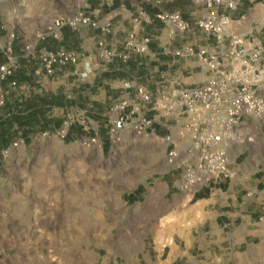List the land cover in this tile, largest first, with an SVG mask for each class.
Returning a JSON list of instances; mask_svg holds the SVG:
<instances>
[{
    "label": "rangeland",
    "instance_id": "1",
    "mask_svg": "<svg viewBox=\"0 0 264 264\" xmlns=\"http://www.w3.org/2000/svg\"><path fill=\"white\" fill-rule=\"evenodd\" d=\"M80 2L0 0V62L6 59L8 45L20 65L28 59L25 44L37 48L58 44V48L72 49L79 55L77 64L47 75L52 83L42 84L36 78L34 81H39L34 86L39 92L35 98H10V92L3 108L0 264H264V221H244L241 231L234 230L232 226L240 220L232 223L228 207L219 199L197 201L209 197L213 189L192 198L182 193L177 185L183 168L167 162L173 144L131 132L120 133L118 141L110 136L111 109L118 100L133 98L135 109L143 110L133 97L135 90L128 93L125 85L133 80L130 74L137 84L154 93V69L163 73L157 79L159 85L176 78L183 84L204 79L198 58L177 59L164 53L163 45L166 49L180 47L189 36L168 43L155 22L153 30H139V36L144 32L153 36V55H145L146 68L133 72L124 67L129 60L108 56L124 49L132 29L117 25L113 40L111 20L99 16L111 4L83 0L84 13L99 25L109 23V31L82 24L65 26L59 38L37 37L55 17L72 16ZM139 55L132 54L131 59ZM23 71L17 67L15 79L32 85ZM124 89L128 92H108ZM71 105L86 111L89 127L75 126L65 137L43 135L59 125L63 108ZM152 112L155 114L154 110L145 111L155 134L171 136L176 147L183 149L188 140L179 137L180 127L174 129L169 120L158 122L160 118ZM12 138L22 141L9 147ZM254 141L249 148L231 153L235 164H246L255 152H264V127L255 130ZM5 148L8 152L3 156ZM258 167L263 172L264 161ZM223 184L227 186V181L217 185ZM255 213L260 214L258 210Z\"/></svg>",
    "mask_w": 264,
    "mask_h": 264
},
{
    "label": "built area",
    "instance_id": "2",
    "mask_svg": "<svg viewBox=\"0 0 264 264\" xmlns=\"http://www.w3.org/2000/svg\"><path fill=\"white\" fill-rule=\"evenodd\" d=\"M80 1L79 9L72 16L55 17L46 31L38 33L37 37L59 38L65 26L75 28L82 24L109 31L110 24L99 25L84 13V3ZM103 1L111 3L114 0ZM192 1L204 9L194 20L184 18L179 10H159L152 15L142 11L140 17L135 19L137 29L133 28L126 37L124 49L120 52L111 51L108 56L128 61L132 54L151 53L153 36L149 33L138 35L144 23L159 24L168 43L197 30L203 34L200 41L188 38L180 47L166 49L163 45V48L164 53L173 58H198L208 73L204 81L183 84L176 78L161 84L155 93L138 85L133 97L143 110L135 109L133 98H125L114 104L110 116V136L113 141L120 139V133L131 132L135 135H151L173 144L167 162L183 168L177 187L182 193L193 196L234 177L235 172L229 165L227 144L254 142V135L244 127L242 119L250 116L264 122V19L249 33L242 34L236 28L243 15L239 19L232 16L242 0ZM247 1L264 3V0ZM144 2L156 8L162 0ZM24 52L28 59L36 58L48 76L59 68L75 65L79 61L78 53L66 48H37L25 44ZM4 56L5 61L0 62V116L11 90L20 86L19 81L13 78L18 57L11 45L6 47ZM130 105L132 108L128 110ZM63 109L59 125L44 131L43 135L65 137L75 126L82 129L89 127L90 121L85 110L72 105ZM146 110H154L161 115L179 112L185 118L180 126L179 137L188 140L186 146L177 148L171 136L156 135ZM134 113L136 116H133ZM21 141L20 138L13 139L9 147L17 146ZM7 152L5 148L1 154L6 156Z\"/></svg>",
    "mask_w": 264,
    "mask_h": 264
},
{
    "label": "crops",
    "instance_id": "3",
    "mask_svg": "<svg viewBox=\"0 0 264 264\" xmlns=\"http://www.w3.org/2000/svg\"><path fill=\"white\" fill-rule=\"evenodd\" d=\"M108 4H111V6L105 8L107 12H105V9H103L99 16H102L103 20L104 19L111 20L112 22L111 38L113 40L115 39L114 32L117 28V25H119L118 28L120 29L122 28L123 30L130 31L133 28L137 29V23L135 19L140 17V13L142 11H146L147 13L152 15L154 14V12H157L159 10H167V11L179 10L182 13L183 17L188 20L196 19L204 11L202 5H197L193 3L192 0H162L160 5L156 8L151 7L150 5L145 3L144 0H114L113 2L111 3L109 2ZM240 15H243V18L239 19ZM232 16L235 19H239L236 30L242 34H247L256 27L257 23L263 21L264 3L260 1L250 2L247 0H242L238 9L232 12ZM248 27H250L249 30ZM153 29H154L153 23L152 24L144 23L143 26H141L140 30L143 32ZM97 32L100 33L99 30ZM94 36H96V34L92 32V37L94 38ZM188 36L189 39H194V41L195 39H198V41H200L203 38V34L199 30L195 31V33L191 32V34H188ZM46 46L51 49L58 48V44L57 47H51L48 45ZM150 54L151 53H149V55ZM145 55L146 54L139 55L137 58L130 59L127 63H124L125 64L124 67L130 68L131 70H133V72L139 69L146 68L145 65L147 64V61H145L144 58ZM25 62L26 64L23 63L22 65L18 63L19 70L22 68L25 71V73L28 75V78L31 79V82H33V84L31 85L30 82L27 83L19 82L20 86L16 89L11 90L12 95L10 96V98L12 96H15V98L17 96L24 98H35L36 93L39 92L35 89L34 86V82L39 81V80L34 81L36 78H40L42 84L44 83L50 84L54 81L51 80L50 77H48L44 73L40 62L36 58H29ZM128 64L131 67L130 66L128 67ZM202 69L204 73V75L202 76H204L203 77L204 79L199 81H191V83H187V84H192V82L196 83V82L204 81L208 77V73L205 67H202ZM152 72L154 73L155 85H152L151 89L154 88L155 90H157L160 87L157 79L160 76H162L163 73L161 72L158 73V69H154L152 70ZM189 72L193 74L192 69H189ZM177 73L182 74L183 72L179 71ZM124 77L127 76L124 75ZM130 77H132L133 80L126 81V78H123V81H126L125 85L129 87V92L126 91L125 89L114 90V91L108 90V92L111 94L114 93L117 94V93H126V92L130 93L133 92L134 90L136 91L137 86L142 84L140 83L137 84V80L133 76V74H130ZM13 78H15V74ZM111 97L112 95L108 96V98ZM35 100H38V98ZM32 108L34 109L35 107L32 106ZM154 112L155 114L153 112L152 114L156 118H160V121L158 122L166 123L169 120L170 122L174 123L173 126L171 125V127H173L174 129L176 127H180L185 119L183 116H180L179 112H174L171 115H164V114L161 115L158 114L157 111ZM242 124L248 131H250L254 135V139H255V130L259 129V127H264V122L256 121L250 116H245L242 119ZM13 125L15 126V124ZM171 133H175V132L171 131ZM185 142H187V140H185ZM255 143L256 142L254 141L252 143L245 142V143L227 144V148L230 156L229 165L235 172L234 177L230 180H225L227 181V186L226 184H223V186L214 184L212 187H210L209 189H213V191L211 192L209 197H204L199 199L196 198L198 199L197 201H199L200 199L211 200V201L215 199H219L220 204H222L223 207L224 206L228 207L226 213L229 214V218H231L230 219L231 222L234 223L235 220L237 219L240 220L238 225L232 226L234 230L239 229L241 231L242 223L244 221H249V222L251 221L252 223H256V224L260 221H264V170L263 172H261V168L258 167V164L264 161V152L263 151L255 152V155L253 156L251 161L247 162L246 164L244 163L235 164L234 161L232 160V155H231V153L233 152L234 154H237L238 152L242 151L244 149V146L246 147L248 146L249 148L250 145H253ZM248 152L250 153V149ZM214 195H216V197H214ZM193 196L191 195V198ZM248 207H250V210L248 209ZM256 210H258L260 214H256L255 213ZM163 213H165V210L160 211V214Z\"/></svg>",
    "mask_w": 264,
    "mask_h": 264
}]
</instances>
